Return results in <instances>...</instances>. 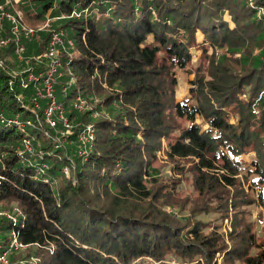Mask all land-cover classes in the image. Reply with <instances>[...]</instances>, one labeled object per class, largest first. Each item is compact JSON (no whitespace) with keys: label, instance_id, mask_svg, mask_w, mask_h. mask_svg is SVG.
Listing matches in <instances>:
<instances>
[{"label":"trees","instance_id":"16d2710c","mask_svg":"<svg viewBox=\"0 0 264 264\" xmlns=\"http://www.w3.org/2000/svg\"><path fill=\"white\" fill-rule=\"evenodd\" d=\"M4 2L0 6L10 11ZM33 2L35 16L46 21L50 12L57 19L52 28L66 30L55 94L69 127L57 113L56 125L47 123L49 100L37 98L41 82L24 88L23 80L9 72L26 67L20 56L47 48L52 31L42 32L40 44L22 36L27 47L18 54L20 41L12 38V22L6 18L0 29V41L10 36L6 45L0 44V211L13 212L17 206L19 212H13L18 222L0 215V253L15 231L28 256L39 259L33 264H213L217 244L211 235L217 231L202 235L193 228L190 240L178 234L177 224L138 203L144 191L160 192L152 185L159 171L150 158L161 139L172 134L171 157L200 159L195 185L202 202L219 186L234 185L240 165L235 157L250 148L257 153L256 174L264 183V0ZM74 10L82 18L71 17ZM199 32L216 47L213 63L207 72L197 68L189 103L178 102L174 73L191 63L193 47L201 48ZM218 48L239 53L237 63L226 52L217 54ZM205 58L212 56L206 53ZM31 61L33 73L47 72L45 64ZM22 76L28 77V71ZM72 76L77 84L64 92ZM77 95L90 104L89 110L74 107ZM36 100L35 112L30 106ZM236 115L238 121L231 122ZM197 116L209 124L206 130L195 123ZM181 118L191 124H182ZM88 124L94 125L96 137L92 150L82 156L80 135ZM70 127L66 142L58 141L56 136L64 138L62 131ZM26 138L32 153L23 150ZM237 237L218 248L221 262L216 263L264 264V248L229 257L232 246L244 243L241 234ZM14 255L8 256L12 262ZM173 258L175 263H167Z\"/></svg>","mask_w":264,"mask_h":264},{"label":"rangeland","instance_id":"374dc122","mask_svg":"<svg viewBox=\"0 0 264 264\" xmlns=\"http://www.w3.org/2000/svg\"><path fill=\"white\" fill-rule=\"evenodd\" d=\"M34 0H5L3 3L6 6L10 7V13L14 18H16L17 22H12V26H10V31L12 38L16 41V33L14 29L16 25L18 29H21L24 26L33 27V28H42L47 23L46 21L50 19V23H57V19L52 17L50 12L47 14V20L44 21L43 18H39L35 16L37 9L34 5ZM33 2V3H32ZM262 14H264L263 10H260ZM87 13V10H85ZM229 15V16H228ZM227 15V19L229 20L231 28H235L234 20L232 19L231 14ZM74 18V17H73ZM76 18V17H75ZM82 17H78L80 19ZM54 27V26H53ZM4 29V27H3ZM2 29V30H3ZM50 30L57 31L51 28H45L41 31L40 37L36 38L37 44H40L44 39V35L42 32ZM66 35V30L60 29ZM65 31V32H64ZM46 33V32H44ZM198 34V35H197ZM196 34V40L200 43V47H193L192 52V61L189 63L186 68H177L174 76L176 79L175 85V99L178 102L189 103V100L192 98L191 87L193 86L192 80L195 78V72L199 66L203 67V71L207 72L209 67L213 63V52L216 47L209 43H205L204 35L199 32ZM10 36L2 37L1 39L9 40ZM17 40H21V35H18ZM242 38V36L236 37L234 40ZM23 40V39H22ZM8 43V42H7ZM18 44L27 47L26 43L20 41ZM2 45H6L5 43ZM208 50H206V49ZM45 48L40 54L32 53L27 58L23 55L20 56L23 61L27 64L23 69L13 68L10 72L12 77L20 78L24 80L26 77L22 76L25 71H28V76L32 71L31 63L32 58L38 64H45L47 66L45 70H48L50 59L44 56ZM64 49L60 47V50ZM27 51V50H26ZM67 51V50H65ZM226 52L228 53L230 60L234 63H237L239 53H231L226 49L218 48L216 53ZM73 53V52H72ZM206 53L212 56V58H205ZM70 58L71 52H66ZM78 52H74L73 55H77ZM48 61H45V60ZM211 59V63H210ZM1 65H3V61H0ZM43 72V71H40ZM43 74V73H41ZM77 84V80L75 77H70L69 81L66 85L71 86ZM104 87L108 88L106 83L103 84ZM247 93H242L241 97H246ZM81 96V95H80ZM77 97H79L77 95ZM76 97V98H77ZM74 101V100H73ZM33 111L36 112L39 109V104L30 106ZM90 104L86 102L85 109L80 112L87 111L90 109ZM232 111V110H230ZM229 111V112H230ZM257 112V109L255 110ZM258 113V112H257ZM232 116V113H230ZM2 114H0V117ZM231 122L238 121V116L230 117ZM67 120V119H66ZM62 121V120H61ZM182 121V124L189 125L191 122L186 118H181L179 120ZM63 122V121H62ZM69 123V121L67 120ZM195 123L201 124L202 131L206 130L209 127L208 123L203 122L202 117H196ZM3 130L2 123H0V131ZM82 133L80 135V141L82 143L80 154L82 156H86L93 148L92 140L95 139V127L93 124H88L82 129ZM72 133V127L67 128V134ZM64 136V135H63ZM175 134H172L170 139L162 138L161 146L155 150L154 154H152L150 158L151 166L156 168L159 172L155 173L154 176H157V180H155L152 185L156 187H160V192H157L153 195V191L151 194H148V191H144V194H141L144 198L140 199L139 202L140 207L151 208L152 215L154 213L161 214L165 219H169L179 226V235H188L190 240L193 239V233H190L193 228L199 233L207 234L211 231H217L218 233L212 234L216 240L217 246L213 247L212 254H216L213 259V264H217L221 262L220 254L218 253V248L223 246L230 245L233 242V238H241L237 237L238 234H241L242 240L244 243L240 246L234 245L230 248L228 252L229 257H235L237 255L243 254L245 252H251L255 250V248H264V183L259 182V175L256 174V164L255 160L257 158V153L253 149H247L245 152L236 155L235 161L239 162V175L234 176V185L227 186L226 183L222 180V182L226 185H221L218 187V192L216 194L210 193V198L207 202H202L200 199V194L196 189L195 179L196 174H198L196 169V163H199V158L194 155H190L187 157H171L169 155V142H173L175 140ZM57 140H63L66 142V137L62 138L61 136H56ZM84 144V145H83ZM255 159V160H254ZM233 160V159H232ZM221 161H218L217 164L221 165ZM66 173L70 177V171L66 168ZM145 176L146 173H145ZM217 176L220 175L217 173ZM151 183L148 184L150 186ZM151 185V186H152ZM151 191V189H149ZM263 195H260V194ZM219 196H223L220 198ZM168 202V203H167ZM157 204V206H155ZM16 208V209H15ZM15 209V212H19V208L14 206L11 210ZM2 211V210H1ZM3 212H11L3 210ZM11 214V213H10ZM187 218H189L187 220ZM1 219V218H0ZM14 221V220H13ZM18 222V219L17 221ZM245 246V247H244ZM1 247V246H0ZM258 250V249H257ZM20 252L16 255V253ZM14 256L16 259H13L15 264H33L37 262L39 259L35 256H28V250L23 248L19 250ZM11 253H8V256ZM169 259L172 258L171 254H169ZM167 258V259H168ZM169 261V260H168ZM176 260L173 258V262L167 263H175ZM232 264H246L245 261L240 260L236 263Z\"/></svg>","mask_w":264,"mask_h":264},{"label":"built area","instance_id":"2783aa9c","mask_svg":"<svg viewBox=\"0 0 264 264\" xmlns=\"http://www.w3.org/2000/svg\"><path fill=\"white\" fill-rule=\"evenodd\" d=\"M12 14L5 10L4 6L2 5L0 7V29H3L4 25V20L7 18L9 20H13L12 22H17L16 18L11 16ZM81 13L74 10L72 14L70 15L71 17H81ZM47 23L45 24L44 27L42 28H33V27H27L24 26L21 29H18V26L16 25V28L14 29V32L16 33V38H18V35L25 36L29 39L33 38H39L40 37V32L47 28H51V23L50 19L46 21ZM65 32V31H64ZM65 34L63 33L62 30H57V31H52L50 41L48 43L47 49L45 50L44 56L49 58L50 64L47 72H39L33 73L31 72L29 76L26 78V80H23L22 86L24 88L29 87L31 82L35 83H42V87L38 86L37 87V98H42V99H48L49 103L46 107L45 113H46V121L50 126H55L56 125V119H54V114L57 113V119L62 120L66 127H69V124L66 120L64 109L62 108L61 104H59L56 100V94H55V85L57 83L58 79V69L61 66V59H60V46L65 47ZM8 41L1 39L0 44H7ZM69 45L72 47L74 46L73 40H68ZM24 50V46L17 44V49L16 52L20 54ZM41 55V54H40ZM43 73V74H41ZM68 88V85L63 86V91L66 92ZM36 105L38 104V101H35ZM86 101L81 98L80 96L76 98L74 101V107L81 111L85 109ZM256 109H254V112ZM28 123H31L28 121ZM67 131H62V135H66ZM24 151H27L29 153L33 152V145L30 139H25L24 140ZM1 161V158H0ZM2 177L0 176V181ZM15 212V210L13 211ZM13 212H3L0 211V215L6 216L9 219H12L14 221L17 220V216L13 214ZM26 248V244H24L20 238L18 237V234L15 231L11 232L10 240H9V245L6 251H3L0 253V264H15V262H12L8 259V253H16L19 250Z\"/></svg>","mask_w":264,"mask_h":264},{"label":"bare ground","instance_id":"6f19581e","mask_svg":"<svg viewBox=\"0 0 264 264\" xmlns=\"http://www.w3.org/2000/svg\"><path fill=\"white\" fill-rule=\"evenodd\" d=\"M1 7V6H0Z\"/></svg>","mask_w":264,"mask_h":264}]
</instances>
